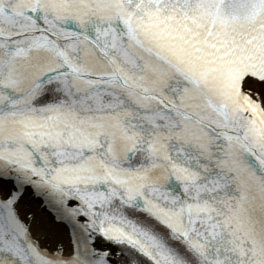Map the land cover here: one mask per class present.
<instances>
[{
    "label": "snow or ice",
    "instance_id": "6c2138e0",
    "mask_svg": "<svg viewBox=\"0 0 264 264\" xmlns=\"http://www.w3.org/2000/svg\"><path fill=\"white\" fill-rule=\"evenodd\" d=\"M0 264H264V0H0Z\"/></svg>",
    "mask_w": 264,
    "mask_h": 264
},
{
    "label": "bare ground",
    "instance_id": "6f19581e",
    "mask_svg": "<svg viewBox=\"0 0 264 264\" xmlns=\"http://www.w3.org/2000/svg\"><path fill=\"white\" fill-rule=\"evenodd\" d=\"M32 208H33V210H36L37 212L40 211L38 205H32Z\"/></svg>",
    "mask_w": 264,
    "mask_h": 264
}]
</instances>
